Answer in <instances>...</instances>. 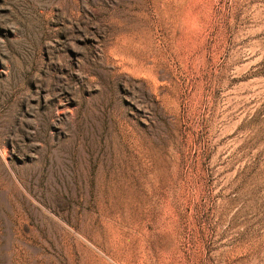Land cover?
Listing matches in <instances>:
<instances>
[{
    "label": "rangeland",
    "instance_id": "374dc122",
    "mask_svg": "<svg viewBox=\"0 0 264 264\" xmlns=\"http://www.w3.org/2000/svg\"><path fill=\"white\" fill-rule=\"evenodd\" d=\"M0 264H264V0H0Z\"/></svg>",
    "mask_w": 264,
    "mask_h": 264
}]
</instances>
